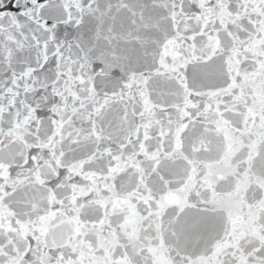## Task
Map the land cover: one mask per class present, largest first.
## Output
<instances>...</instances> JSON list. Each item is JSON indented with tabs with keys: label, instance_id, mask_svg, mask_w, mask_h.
Listing matches in <instances>:
<instances>
[{
	"label": "snow or ice",
	"instance_id": "6c2138e0",
	"mask_svg": "<svg viewBox=\"0 0 264 264\" xmlns=\"http://www.w3.org/2000/svg\"><path fill=\"white\" fill-rule=\"evenodd\" d=\"M0 264H264V0H0Z\"/></svg>",
	"mask_w": 264,
	"mask_h": 264
}]
</instances>
